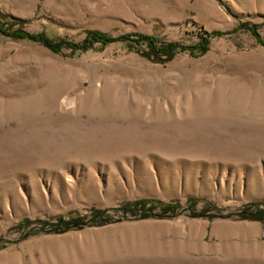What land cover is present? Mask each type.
<instances>
[{
    "label": "rangeland",
    "instance_id": "rangeland-1",
    "mask_svg": "<svg viewBox=\"0 0 264 264\" xmlns=\"http://www.w3.org/2000/svg\"><path fill=\"white\" fill-rule=\"evenodd\" d=\"M0 27V264H264V0H0Z\"/></svg>",
    "mask_w": 264,
    "mask_h": 264
},
{
    "label": "trees",
    "instance_id": "trees-1",
    "mask_svg": "<svg viewBox=\"0 0 264 264\" xmlns=\"http://www.w3.org/2000/svg\"><path fill=\"white\" fill-rule=\"evenodd\" d=\"M0 31H2V33H6L5 30H1L0 27ZM10 34L12 35V39H32L30 38V36H28L27 33L21 31V30H15L14 32H10ZM5 35V34H3ZM255 35V34H254ZM87 38L90 41V44L93 43H99L101 45H106L107 43L113 41L109 36L103 34V33H98V32H89ZM39 40L40 43H44L46 46H48L50 49H52L55 52L59 51V47L66 45L67 47H69L70 50L74 51V46H72L71 44H66V42L64 41H58L57 43L51 44L50 40L48 38H42V37H38L37 38ZM138 44H142L145 45V51L143 52V55L145 57H155L156 60L160 61V62H167L170 61L174 54H176L177 51H184L187 48L185 46H182L180 43L177 42H162V41H157V39L155 37L152 36H143V35H137V39L135 40ZM258 42L264 46V44L258 40ZM192 49H195L193 47H191ZM199 52L200 53H204L207 49V43H206V39L204 38L202 40V42L200 43V45L198 46ZM193 53V52H192ZM193 201V200H192ZM141 204V205H140ZM157 205V204H155ZM172 204H166L163 205V210L167 211L168 209L174 210L176 206L172 207ZM146 206V205H145ZM144 204L142 205V202H138L135 203V207H142L141 211H148V208L145 207ZM154 207V204H152L151 208L152 209ZM124 211L127 210V208H123ZM93 211V215L96 218V216L99 214L98 210H92ZM97 214V215H96ZM253 219L259 220L260 219V214H257L256 216L252 217ZM71 224V226H77L79 224H81V218L80 216L76 215H69L68 217L66 216V218H59L58 221L54 224V227L56 228V230H66L68 229V226ZM55 230V231H56Z\"/></svg>",
    "mask_w": 264,
    "mask_h": 264
}]
</instances>
